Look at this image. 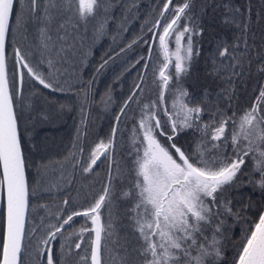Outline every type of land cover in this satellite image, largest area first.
<instances>
[{"label": "snow or ice", "instance_id": "1", "mask_svg": "<svg viewBox=\"0 0 264 264\" xmlns=\"http://www.w3.org/2000/svg\"><path fill=\"white\" fill-rule=\"evenodd\" d=\"M194 8L195 0H180L176 4L173 0H163L161 19L148 29L159 32L152 39L158 41L164 62L157 70V100L142 104L134 130L131 187L119 192V197L130 204L126 211L137 234L138 246L129 252L123 244L111 239L117 235L111 208L117 195L114 182L122 175L119 169L114 176L109 168L101 192L87 207L58 211L53 214L57 223H46L44 218L39 226L29 224L33 190L29 185V164L17 110L25 73L18 72L17 66L26 69L27 75L45 89L64 91L65 88L55 79V74L45 75L39 63L31 64L20 47L13 46L11 72L8 63V47L14 30L21 31L34 20L40 40L38 47L48 50L50 45L55 47L54 28L87 24L102 10L106 11L104 0H25L23 3L0 0V209L3 210L0 212V264H66L73 256L76 257L74 264H106V251L111 264H219L223 260L222 238L229 230L227 218L244 219L241 212L233 211L225 193L243 181L246 158L254 162L259 173V180L249 178L248 183L264 190V83L256 90L251 106L238 118L234 119V112L228 115L217 108L209 121L203 122L206 107L195 102L182 81L194 56L199 55L193 38L204 31ZM229 11L231 16L225 22L242 33L231 51L226 44L218 45L217 55L228 59L233 69L229 80L242 79L245 66L251 72L254 63L256 72L264 75V44L253 56V46L247 39L251 32L250 16L245 18L238 7ZM248 11L251 12L250 7ZM98 32L103 33V23ZM172 40L174 51L169 47ZM241 45L244 51L237 55ZM47 63L53 66L52 60ZM135 88L140 89L141 85L136 84ZM170 90L171 109L164 103ZM136 96L137 92L133 91L115 116L116 126L108 141H100L91 150L84 172H91L102 156L110 158L121 116ZM110 101L111 97L102 98L105 105ZM161 115L166 117L163 122ZM194 127L202 133V140L194 149H185L175 142L180 131ZM227 148L231 149V155L227 154ZM62 203L68 205L69 201L65 199ZM257 216L235 247L232 264H264V208ZM76 217L82 218L84 224L66 239L75 236L77 242L61 243L59 252L54 254L53 242L63 236L65 226H74ZM37 228L41 236L36 235ZM85 234L88 242L82 249ZM110 239L114 247H108Z\"/></svg>", "mask_w": 264, "mask_h": 264}, {"label": "rangeland", "instance_id": "2", "mask_svg": "<svg viewBox=\"0 0 264 264\" xmlns=\"http://www.w3.org/2000/svg\"><path fill=\"white\" fill-rule=\"evenodd\" d=\"M196 1L194 12L199 17V24H202L200 26L204 29L202 35L193 38L199 49L201 46L207 48L209 37V45L218 50L217 43L212 41V35L221 32L218 39L223 45L229 46L231 51V46L237 42V37L242 33L233 24L225 21L228 19L229 8L238 7L245 18L249 16L251 18V32L247 39L253 46L252 49H255L251 51L255 56L261 47L260 43L264 40V0ZM215 1V5L222 9L220 11L222 19L219 22L212 20L210 22L203 15ZM19 2L23 3L25 0H19ZM173 2L176 4L180 0H173ZM162 4L163 0H104L106 11L102 10L99 16L90 19L87 24L81 22L76 27H73V24H67L64 29L54 28L52 39L55 47L50 45L48 50L38 47L40 40L34 20L25 29L14 30L8 47L10 72L13 66V46L20 47L27 53L31 64L39 63L40 70L45 75L55 74V79L65 88L64 91L45 89L27 75L26 69L17 66L18 72L25 73L22 97L18 98L17 110L22 128V145L29 164L28 180L30 189L33 190L30 196V225L39 226L44 218L46 223H57L53 214L58 211L70 212L87 207L101 192L107 181L109 168L114 176L119 169L122 175L114 182L117 195L113 198L111 208L117 235L111 239H116L117 244H123L129 252L138 246L130 213L126 211L130 204L119 197V192L122 188L131 187L135 155L133 135L141 115V106L157 100V70L164 61L158 41L153 40L152 37L158 36L159 32L156 30L150 32L151 39L145 37L138 41V38L157 19H161L159 12ZM249 7L251 12L248 11ZM101 23H103L102 34L98 32ZM204 25L212 26H208L206 30ZM133 41L136 42L133 43ZM169 47L174 51V40L170 41ZM243 51L244 48L241 45L237 55ZM109 56L113 58L107 59ZM198 58L199 55L194 56L190 69L182 81L195 102L206 107L202 117L203 122L207 123L209 116L217 108L228 115L234 112L236 114L234 119L238 118L246 108L251 106L254 98L252 92L255 86L258 89L260 84L264 83V75L260 76L262 79L259 83L252 84L254 74L248 72L245 66L243 78L235 77V82H230L224 79L225 69H232L229 67L228 59L219 57L217 51H209L207 56L203 55L201 58L206 59L204 69L199 70L202 68L197 63L201 60ZM49 59L52 60V67H49L47 63ZM102 64L104 66L100 68ZM254 66L255 63L252 68ZM96 71L98 73L96 84L91 89V77ZM196 75L198 76L190 81V77ZM136 84H140L141 88L136 89ZM230 87L237 88L236 102L228 96ZM133 91L137 92V96L125 110L126 114L121 116L117 127L115 148L110 158L106 159L102 156L91 172H84L83 167L88 163L91 150L100 141H108L112 128L116 126L115 116L119 114L120 108ZM108 97H111V101L105 105L102 103V98L106 100ZM164 103L171 109V90L169 94H166ZM32 104L35 107L30 109ZM161 119L163 122L166 117L161 115ZM82 120L83 123H81ZM52 121H55L56 125ZM201 140L202 133L195 127L180 131L175 138V142L185 149H194ZM74 144L77 147H73ZM207 146L210 148V144ZM37 148L40 149L42 163L39 166L33 156L35 152H32L36 151L38 154ZM80 148L83 152L79 151ZM226 151L228 155L232 154L230 148ZM71 153L76 155L73 156ZM249 178L259 180V173L255 171L254 162L246 158L243 181L236 183L234 187H229L225 193L226 198L231 201L233 211L241 212L244 219L234 216L227 218L229 230L225 231L222 238L224 258L219 264H232L236 254L235 247L239 244L244 230L251 226L250 221L258 218L257 214L264 207V190L248 183ZM65 199L69 201L68 205H63L62 202ZM74 220V226H65L63 236L53 242L54 254L59 252L61 243L72 245L77 242L75 236L66 239L84 224V220L80 217ZM105 220H107L106 216ZM36 235H42L39 228ZM111 239L108 247H114ZM87 242L88 235L85 234V244L82 245V249L87 247ZM104 258L106 264H111L107 251ZM75 259V256L70 257L66 264H74Z\"/></svg>", "mask_w": 264, "mask_h": 264}, {"label": "trees", "instance_id": "3", "mask_svg": "<svg viewBox=\"0 0 264 264\" xmlns=\"http://www.w3.org/2000/svg\"><path fill=\"white\" fill-rule=\"evenodd\" d=\"M197 1L195 0V3H196ZM216 4V1L215 2H213V5L211 6V7H209L208 8V10H207V12L203 15V16H206L205 17V19H207L208 21H210L211 22V20L214 22V21H217V22H219V20H221L222 19V17H221V13H220V11L222 10L219 6H217V5H215ZM217 6V7H216ZM230 9V8H229ZM229 11V10H228ZM230 11H229V15H227L228 16V18L230 17ZM201 24V23H200ZM202 25V24H201ZM208 26H212V25H204L203 27H205L206 28V30H207V27ZM213 27L215 28V25H213ZM218 30H219V28H218ZM152 33V32H151ZM148 30H146L144 33H143V35H141L138 39V41H141L142 39H144L145 37H150V39H151V37H152V34H151ZM219 34H221V32H216L215 33V35H212L213 36V38H212V41L213 42H216L217 44V46L218 45H220V46H222L223 44H222V42H220V40L218 39V36H219ZM209 40H210V38L208 37L207 38V44H208V46H207V48L206 47H204V46H201L200 47V49H199V58L198 59H201L202 57H203V55H205V56H207V52H209V51H218V50H215L214 48H212V46L211 45H209L210 44V42H209ZM261 45L262 44H264V40H263V42H261L260 43ZM253 50H255V49H251V51H253ZM113 58V56H109V57H107V59H109V60H111ZM197 63H199L198 65H200L201 66V68L202 69H199V70H203L204 69V65H205V63H206V59L205 58H203V59H201V60H199V61H197ZM104 66V65H103ZM101 68V67H100ZM226 70V73H225V78L224 79H228L229 80V76L231 75V73H232V71H233V69H230V68H227V69H225ZM251 73L252 74H254V79H253V81H252V84L253 83H259V81H261V79H262V77H260V76H262V74H259V73H257L256 72V70H255V66L252 68V71H251ZM98 73H97V71H96V73H95V75L93 76V77H91V89L93 88V86H95V84H96V75H97ZM198 75H196L195 77H190V81H192L193 79H195L196 77H197ZM188 78H189V76L187 77V80H188ZM235 82V77H233L231 80H230V82ZM93 83H94V85H93ZM230 89H234L233 87H230ZM257 87L255 86V89L253 90V92H252V95H253V97H255V95H256V93H257ZM235 91H237V88H235L234 89V91H232L228 96L232 99V101H234V102H236V100H237V97H238V95H237V93L235 92ZM252 91V90H251ZM35 103V102H34ZM35 107V105L34 104H32V106L30 107V109L31 108H34ZM37 108V107H36ZM28 110V109H27ZM52 123L53 124H55L56 125V122L55 121H52ZM52 123H51V125H52ZM28 126V125H27ZM36 135V134H35ZM37 151H39L38 152V154H36V151H32V152H35L34 154H33V156H34V158H35V160H36V164H37V166H39V165H41L42 163L40 162V149L39 148H37ZM264 208V207H263Z\"/></svg>", "mask_w": 264, "mask_h": 264}, {"label": "water", "instance_id": "4", "mask_svg": "<svg viewBox=\"0 0 264 264\" xmlns=\"http://www.w3.org/2000/svg\"><path fill=\"white\" fill-rule=\"evenodd\" d=\"M0 212H1V209H0Z\"/></svg>", "mask_w": 264, "mask_h": 264}]
</instances>
